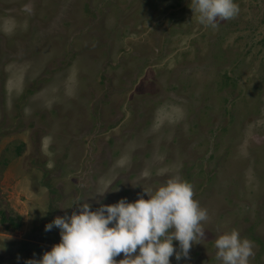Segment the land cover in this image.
<instances>
[{
  "label": "rangeland",
  "instance_id": "374dc122",
  "mask_svg": "<svg viewBox=\"0 0 264 264\" xmlns=\"http://www.w3.org/2000/svg\"><path fill=\"white\" fill-rule=\"evenodd\" d=\"M236 2L213 29L192 0H0V264L41 258L79 204L176 177L208 219L172 264H220L232 230L264 264V0Z\"/></svg>",
  "mask_w": 264,
  "mask_h": 264
},
{
  "label": "clouds",
  "instance_id": "9594fccd",
  "mask_svg": "<svg viewBox=\"0 0 264 264\" xmlns=\"http://www.w3.org/2000/svg\"><path fill=\"white\" fill-rule=\"evenodd\" d=\"M191 9L200 24L213 29L240 13L236 0H192ZM107 192L98 189L94 197ZM144 193L147 199L122 198L95 210L87 202L71 215L55 217L45 231L59 229L60 242L25 264H172L173 255L177 262L187 259L193 244L205 238L202 222L208 219L192 184L176 177L155 190L144 187ZM215 248L220 264H250L254 256L253 243L237 230L218 236ZM121 253L124 259L117 261Z\"/></svg>",
  "mask_w": 264,
  "mask_h": 264
},
{
  "label": "trees",
  "instance_id": "16d2710c",
  "mask_svg": "<svg viewBox=\"0 0 264 264\" xmlns=\"http://www.w3.org/2000/svg\"><path fill=\"white\" fill-rule=\"evenodd\" d=\"M0 214H2V212H0ZM2 223H6V219L4 216H2Z\"/></svg>",
  "mask_w": 264,
  "mask_h": 264
}]
</instances>
